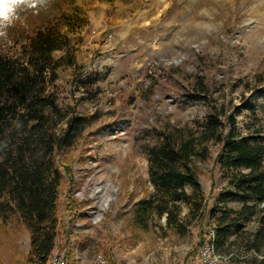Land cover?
<instances>
[{
    "label": "rangeland",
    "instance_id": "obj_1",
    "mask_svg": "<svg viewBox=\"0 0 264 264\" xmlns=\"http://www.w3.org/2000/svg\"><path fill=\"white\" fill-rule=\"evenodd\" d=\"M78 9L80 24L63 31L71 47L55 53L56 58L68 53L76 66H59L48 91L88 112L97 104L109 108L125 92L130 112L127 127L93 138L75 163L74 201L69 206L62 200L55 248L46 264H53L57 253H69L68 264H264L260 214L240 221L216 242L212 211L217 206L239 210L242 203L220 202L227 188L214 158L200 165V183L209 198L202 245L199 224L185 235L131 225L134 204L153 191L147 156L136 141L139 130L158 120L184 124L205 114L201 104L162 88L165 74L208 76L219 84L216 96L240 105L251 94L245 85L258 84V74L264 80V0H48L38 12L21 11L1 37L7 41L33 23ZM227 79L239 85H226ZM258 116L264 119V111ZM238 120L243 126L247 111ZM76 215L80 225L75 223L72 233ZM212 230L214 248H208ZM31 251L29 229L15 217L5 224L0 220V264H27ZM99 254L104 263L97 262Z\"/></svg>",
    "mask_w": 264,
    "mask_h": 264
},
{
    "label": "trees",
    "instance_id": "obj_2",
    "mask_svg": "<svg viewBox=\"0 0 264 264\" xmlns=\"http://www.w3.org/2000/svg\"><path fill=\"white\" fill-rule=\"evenodd\" d=\"M79 14L78 9L74 15L33 23L7 41L0 36V220L5 224L15 217L29 229L32 251L27 264H46L53 253L62 200L69 206L74 201L73 167L85 147L128 123L125 92L109 108L97 104L88 112L59 102L48 91L59 66H76L68 53L60 58L55 53L71 47L63 31L72 32L71 25L80 24ZM175 71L177 77L165 74L162 88L201 104L205 114L184 124L158 120L139 130L136 141L147 156L153 191L134 204L131 225L185 235L199 224L202 245L209 198L200 183V165L214 158L227 188L220 202L242 203L239 210L217 206L212 211L219 243L242 220L260 214L264 221V206L256 208L264 205V119L258 116L264 111V80L258 74L257 86L245 85L251 94L234 105L216 96L217 81ZM227 84L239 85L230 79ZM244 111L248 121L242 126L238 118Z\"/></svg>",
    "mask_w": 264,
    "mask_h": 264
},
{
    "label": "clouds",
    "instance_id": "obj_3",
    "mask_svg": "<svg viewBox=\"0 0 264 264\" xmlns=\"http://www.w3.org/2000/svg\"><path fill=\"white\" fill-rule=\"evenodd\" d=\"M47 3L48 0H0V36H5L6 29L20 19L21 11L38 12Z\"/></svg>",
    "mask_w": 264,
    "mask_h": 264
},
{
    "label": "built area",
    "instance_id": "obj_4",
    "mask_svg": "<svg viewBox=\"0 0 264 264\" xmlns=\"http://www.w3.org/2000/svg\"><path fill=\"white\" fill-rule=\"evenodd\" d=\"M76 219L72 222V225H71V230H72V233H73V226L78 224V226L80 225V223L78 222V215L75 216ZM211 235H212V240L209 241V242H206L205 246H207L208 248L209 247H212L214 248V231L212 230L211 231ZM105 259H104V256L102 254H99L98 257H97V262L98 263H104ZM53 264H68L67 262V259L64 257V255L60 254V253H57L55 256H54V260H53Z\"/></svg>",
    "mask_w": 264,
    "mask_h": 264
}]
</instances>
